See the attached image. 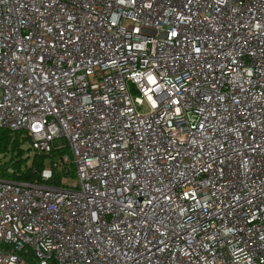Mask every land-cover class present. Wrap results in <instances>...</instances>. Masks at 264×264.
I'll return each mask as SVG.
<instances>
[{
	"label": "built area",
	"instance_id": "built-area-1",
	"mask_svg": "<svg viewBox=\"0 0 264 264\" xmlns=\"http://www.w3.org/2000/svg\"><path fill=\"white\" fill-rule=\"evenodd\" d=\"M0 130V264H264V0H0Z\"/></svg>",
	"mask_w": 264,
	"mask_h": 264
},
{
	"label": "trees",
	"instance_id": "trees-1",
	"mask_svg": "<svg viewBox=\"0 0 264 264\" xmlns=\"http://www.w3.org/2000/svg\"><path fill=\"white\" fill-rule=\"evenodd\" d=\"M26 141L20 142L19 135H11L5 130H0V178L12 179L22 182L34 183L40 181V174L49 161L58 155L68 154L67 151L53 156H42L29 158L23 147ZM64 170V169H63ZM54 170V178L48 182L50 185H58L64 171Z\"/></svg>",
	"mask_w": 264,
	"mask_h": 264
},
{
	"label": "rangeland",
	"instance_id": "rangeland-1",
	"mask_svg": "<svg viewBox=\"0 0 264 264\" xmlns=\"http://www.w3.org/2000/svg\"><path fill=\"white\" fill-rule=\"evenodd\" d=\"M25 148L27 149L28 147H27V146H25ZM25 156H26V154H25ZM26 157H27V156H26ZM69 181H70V182H69V184H71V185H72V184H73V182H74V180H72V179H70Z\"/></svg>",
	"mask_w": 264,
	"mask_h": 264
}]
</instances>
